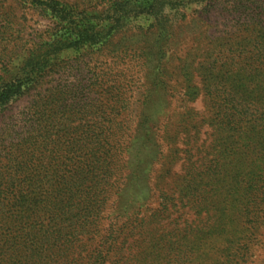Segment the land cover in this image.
Segmentation results:
<instances>
[{
	"label": "trees",
	"instance_id": "obj_1",
	"mask_svg": "<svg viewBox=\"0 0 264 264\" xmlns=\"http://www.w3.org/2000/svg\"><path fill=\"white\" fill-rule=\"evenodd\" d=\"M20 1L43 13L55 28L23 51L0 54V264H133L138 239L148 249L157 247L148 245L150 217L131 218L129 212L141 200L139 181L149 182L154 159L162 156L159 150L152 157L149 145L161 138L153 127L145 129L140 142L126 146L108 127H102V140L92 138L96 124L86 125L90 111L81 105L92 107L94 98L81 96L83 83H62L56 75L87 55L128 52L122 46L111 49L121 33H138L141 38L131 50L147 65L152 56H168L177 29L197 18L202 26L216 14L228 23L226 28L207 36L203 53L184 60L188 88L210 96L216 110L214 158L211 166L202 161L199 172L191 171L195 161L189 158L183 187L153 190L163 199L155 216L172 217L180 204L204 226L198 228L203 235L232 220L231 213L250 225L259 223L264 200V0ZM147 83L143 102L149 96ZM22 100L27 103L14 114ZM78 114L84 122H73ZM113 189L118 213L112 218L124 210L126 219L101 229ZM235 192H244L245 200L220 202ZM171 231L177 236L179 228Z\"/></svg>",
	"mask_w": 264,
	"mask_h": 264
},
{
	"label": "rangeland",
	"instance_id": "obj_2",
	"mask_svg": "<svg viewBox=\"0 0 264 264\" xmlns=\"http://www.w3.org/2000/svg\"><path fill=\"white\" fill-rule=\"evenodd\" d=\"M223 19L216 14L200 26L202 23L197 18L177 29L173 42L167 47L168 56L162 59L158 55L152 56L147 65H143V60L134 56L131 50L135 40L141 38L138 33L126 36L121 33L113 39L111 49L122 46L130 48L128 52L108 50L87 55L56 75L62 83L66 79L71 84L83 83L86 88L81 96L94 98L92 107L81 105L90 111L86 125L96 124L95 131L90 132L92 138L102 140V127H108L110 133H118L117 138L120 137L119 141L125 146L140 142L149 127H153L154 134L161 138L149 145L152 157L159 150L162 156L155 157L149 182L139 181L143 189L139 195L141 200L129 212L131 218L150 217L148 245L157 247L148 249L142 239H138L134 243L133 264H264V200H260L262 218L258 224L250 225L238 214L231 213L232 220L221 223L206 235L198 230L204 226L196 224L193 212L187 207L181 208L180 204L176 207L180 212L172 213V217L155 216L162 209L163 199L153 190L183 187L182 180L191 159L195 163L189 168L199 172L204 168L202 161L209 163L214 158L216 110L210 96L188 88L184 60L192 61L194 55L204 52L210 41L207 36L217 35L228 25ZM50 28H55L54 24L39 10L20 0H0V54L14 48L23 51ZM146 79L149 96L143 102L141 93L145 90ZM192 82L199 85L196 78ZM108 86H112V95L107 91ZM26 103L27 100L19 102L13 113L20 112ZM81 117L78 114L72 120L84 122ZM115 191H111L104 208L101 229H108L110 224L114 226L116 220L122 225L126 219L124 210L118 219L112 218L115 212L118 213ZM245 198L244 192H235L223 195L220 202L236 205ZM174 219L177 222H172ZM187 224L192 225L188 227ZM176 227L179 232L176 231L177 236H174L171 228ZM123 238L124 235H120L124 244Z\"/></svg>",
	"mask_w": 264,
	"mask_h": 264
}]
</instances>
